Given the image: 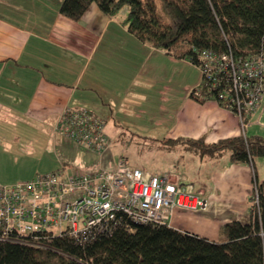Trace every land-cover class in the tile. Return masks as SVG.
I'll return each instance as SVG.
<instances>
[{"label":"crops","instance_id":"1","mask_svg":"<svg viewBox=\"0 0 264 264\" xmlns=\"http://www.w3.org/2000/svg\"><path fill=\"white\" fill-rule=\"evenodd\" d=\"M0 1V131L17 134L16 140L1 138L0 183L25 180L11 181L2 173L9 164L17 166L25 159L20 156L24 152V142L18 138L24 136L20 129L33 131L27 135L32 141L29 145H36L30 153H36L39 145L45 154L29 179L71 164L84 172L117 166L111 149L98 152L60 135L57 120L68 107L94 111L105 120V131L113 123L114 135L136 130L162 140L184 136L215 142L261 127L257 121L264 120V101L250 114L244 128L234 110L215 100L196 99L192 93L202 78L199 66L132 33L124 23L127 10L124 17H110L93 3L80 20H74L60 12L63 0ZM3 3L14 9L6 13ZM254 134L264 135V131ZM211 162L213 168H225V172L233 167L235 177L227 180L223 189L240 202L239 212L216 219L218 233L229 221L250 220L242 216L250 215L256 175L264 177L259 174L257 160L255 167L232 163L229 157ZM196 182L209 202L200 214L206 217L205 223L209 218L211 225L216 191L203 180ZM186 214L178 207L173 220ZM171 225L218 239L217 233L200 227Z\"/></svg>","mask_w":264,"mask_h":264},{"label":"trees","instance_id":"2","mask_svg":"<svg viewBox=\"0 0 264 264\" xmlns=\"http://www.w3.org/2000/svg\"><path fill=\"white\" fill-rule=\"evenodd\" d=\"M159 1L63 0L60 12L80 20L93 3L110 17L126 9L124 23L132 33L198 66L205 49L232 50L237 56L264 54V0H161L170 20L160 13ZM207 84L201 82L195 91L207 93ZM192 95L198 99L195 92ZM218 98L210 93L202 101L215 99L236 110ZM179 145L199 159L209 157L216 163L229 157L232 163L255 167L256 160L264 158L261 134L215 142L184 136L161 140L167 150ZM220 231L221 237L212 239L171 224L138 223L120 212L107 230L92 236L43 232L37 238L0 237V264H264V179L256 175L250 220L229 221Z\"/></svg>","mask_w":264,"mask_h":264},{"label":"built area","instance_id":"3","mask_svg":"<svg viewBox=\"0 0 264 264\" xmlns=\"http://www.w3.org/2000/svg\"><path fill=\"white\" fill-rule=\"evenodd\" d=\"M201 82L207 93L218 94L246 120L264 101V54L237 56L232 50L205 49L200 55ZM105 120L87 108H66L56 130L98 152L110 147ZM256 197L255 202H258ZM208 199L195 185L170 174H150L120 161L114 169L96 172L62 166L12 184L0 183V237L19 240L24 235L53 232L73 237L107 230L120 212L138 223L172 224L176 208L205 210Z\"/></svg>","mask_w":264,"mask_h":264},{"label":"rangeland","instance_id":"4","mask_svg":"<svg viewBox=\"0 0 264 264\" xmlns=\"http://www.w3.org/2000/svg\"><path fill=\"white\" fill-rule=\"evenodd\" d=\"M1 2V1H0ZM159 11L162 15L166 17V19L170 20V16L165 11L162 1L159 2ZM14 9L9 4L3 3V10L6 13H10ZM126 9L118 14L119 17H124V13ZM201 76L203 77V73L201 71ZM202 80V78H201ZM201 81L196 85L198 86ZM194 87V89L196 88ZM215 100V99H209ZM206 100V101H209ZM217 101V100H215ZM240 118V117H239ZM257 126H261L259 130L249 129L246 133L244 130L240 133V135L247 134L252 135L254 133H258L259 131H264V120L259 118ZM241 121V118L239 119ZM113 123H109L106 128V133L110 134V138L112 142L110 144L109 150L112 154V161L114 165H118L120 161H126V165L132 168H140L144 171H147L150 174H170L176 177H180L184 182L190 183L192 181L195 182V188L199 191L197 187L196 179H200L205 181V183L209 184L212 191H216V202L214 205V212L211 217L212 224L210 225L209 218H207V222L205 223L206 217L201 216L203 212L201 209L192 210L184 208L188 214L180 217L177 215L175 220H173V225L181 226V227H200L203 231H208L210 233H217L218 226L216 227V219H222L225 215H230L232 213H236L240 211V202L239 198L230 193V190L224 191L225 183L227 180L235 177V170H233L230 166V171L225 172V168L219 170L217 168H213L211 159L209 157L206 158L205 161H201V159L195 157L191 152H187L181 145L177 146L173 150L164 149L161 146V140L158 138L148 137L143 135L140 131H124L118 135L115 134ZM263 126V127H262ZM258 131V132H256ZM19 133H23V135H19L18 138H21L24 142L23 149L24 152L20 155L22 158L20 164L17 166H13V164H9L8 168L2 170V173L5 174L6 179L11 181H16L18 179L28 180L32 177L35 172L34 166L38 163V160H43V156L45 155L42 150V147L39 145L36 147V153H30L31 149L35 148V143L31 144V139L28 141L27 135L28 133H32L33 131L29 129H20ZM2 136L3 141L5 139L16 140L17 134L13 130L5 131L1 134L0 131V141ZM233 137V136H231ZM228 138V137H227ZM27 151H29L27 153ZM183 156V157H182ZM181 160V161H180ZM259 166V174L261 177H264V158L257 159ZM68 165L70 170L78 169L75 165ZM236 168V167H234ZM113 169V168H112ZM233 181V180H232ZM254 188V186H253ZM254 191V189H253ZM251 197V196H250ZM210 199V195H209ZM182 208V207H179ZM212 213V212H211ZM244 219L248 220L250 218L249 213L244 214L242 216ZM222 223V222H221ZM209 224V225H207ZM221 227L223 224H220V221L217 222V225ZM207 225L208 229L205 228ZM219 229L218 233L215 234L216 238H220L221 234Z\"/></svg>","mask_w":264,"mask_h":264}]
</instances>
